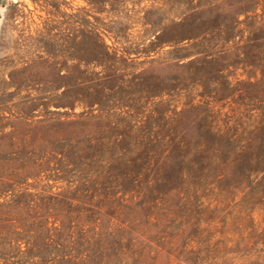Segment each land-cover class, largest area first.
<instances>
[{
    "label": "rangeland",
    "instance_id": "1",
    "mask_svg": "<svg viewBox=\"0 0 264 264\" xmlns=\"http://www.w3.org/2000/svg\"><path fill=\"white\" fill-rule=\"evenodd\" d=\"M244 4L245 0H0V201L21 192L29 233L55 238L61 222L75 242L68 248L83 254L87 251L84 228L96 216L103 224L118 217L133 224L130 232V228L119 230L116 264H264V173L260 162L254 161V169L247 170L245 160H234L239 145L264 141V77H249L242 63L219 61L218 69L232 70L227 75L230 84L202 97V85L182 82V62L189 58L182 59V54L194 49H182L186 39L178 41L185 33L231 25ZM244 16L240 13L238 18ZM90 28L118 54L127 55L118 64L120 77L112 81L114 89L100 100L104 110L113 112L122 124L156 121L164 139L170 136L167 127L177 110L173 122L182 123V138L198 137L209 147H218L225 162L194 155L188 160L182 151V176L165 181L160 177L145 196L138 192L140 185L126 179L103 185L94 201L90 190L86 200L93 209L81 212L85 205L70 197L66 200L70 206H61L65 209L58 215L54 201L62 194H78L71 184L81 163L77 167L66 163L73 157L75 137L82 139L87 131L85 126L77 131L71 125L73 111L81 110V104L72 108L58 103L62 90L58 76L69 79L73 92L90 84V70L99 69L88 51ZM238 28L242 36L237 32L225 43L231 57L243 46L247 33L245 23ZM246 70L254 71L251 66ZM191 99L195 105L201 100L208 104L192 109ZM199 112L207 118L199 120ZM198 122L205 123L199 132ZM74 132H78L75 137ZM258 148L251 149L253 154ZM61 153L66 157L61 164L70 171L60 179H53L42 166L37 168L39 162ZM90 154H84L82 161ZM184 171L193 176L183 177ZM104 195L114 204L116 217H111V209L108 215L95 212L93 203ZM131 198L145 201L134 213L129 212ZM11 216L2 215L1 234L13 230ZM53 250L46 248V253L51 251L47 264H53Z\"/></svg>",
    "mask_w": 264,
    "mask_h": 264
},
{
    "label": "trees",
    "instance_id": "2",
    "mask_svg": "<svg viewBox=\"0 0 264 264\" xmlns=\"http://www.w3.org/2000/svg\"><path fill=\"white\" fill-rule=\"evenodd\" d=\"M258 6L262 7L261 12L257 11ZM240 13L245 14L244 18H238ZM240 22L246 24L247 28L245 30L247 33L244 37L243 46H238V49L236 48L238 52L231 57L230 54H227L225 43L232 40L237 32H240L239 35L242 36L241 32L243 30L238 28ZM88 33L90 38L89 55L92 62H95L94 65L99 66L97 70H90V84L87 85L84 91L73 92L72 84L68 82L69 79L63 78L66 76H58L59 83H61L58 85L60 88L62 87V90L57 95L59 97L58 103L65 106L69 104L72 108L76 104H81V110L78 112L73 111L76 117L71 120V125L76 126L77 131L82 130L80 126L87 128L86 134L82 139L75 137L78 132H74L73 137H75L77 142L74 144L73 157L66 163H72L75 167H77V163H81L80 168H76V176L73 178L75 181L71 184L73 185V191L78 194L74 196L62 194L59 199L54 201V205L58 206H54L58 215L68 207L66 205L71 204V202L66 201L70 197L85 205L82 206L84 209L81 212L84 213L93 209L91 202L86 200L90 197L88 195L90 190L93 191L91 201H94V197H100L103 185L120 184L126 179L131 180L137 186L140 185L141 188L138 189V192L142 191L143 196H145L154 189L153 184L157 183L160 177L162 181H165L182 176V151L184 158L188 160H194L191 159V155H194L202 160L214 161L220 158L221 162H225V160H222V156L219 155L218 147H209L198 137L194 140L193 138L189 140L182 138V123L173 122V116L178 115L177 110H173L174 115L170 117V126L167 127L170 136L165 139L160 130L161 128L158 127L160 124L156 121L153 123L148 121L149 123H147L138 120L133 124L126 122L122 124L120 120L116 121L115 119L117 118H113V112L104 110L100 100L108 89H114L115 83L112 81H117L118 77H120L118 64L126 59L127 55L125 54V57H123L126 52H122L123 55L118 54L117 49L107 44L95 29L90 28ZM184 39L186 40L182 45V49L187 51L188 49L194 50L193 52L182 54V59L189 57L185 62H182V82H188L193 86L202 85L204 88L202 97L206 94L210 95V92L215 88L219 89L221 85L227 87L230 84L227 75L231 74L232 70L228 69V66L225 68L227 72H223V68L218 69L216 64L219 61L222 63L228 59L225 64L235 63L233 64L234 66L242 63L247 75L249 77L254 75L256 80H259L264 77V0H245L244 6L236 11L231 25L221 24L217 29L185 33L182 39H178V41ZM209 50L211 52H208ZM145 51L148 52V50ZM147 52L146 54H148ZM147 62L150 63L152 60H147ZM248 66H251L254 71L248 72L246 70ZM147 68L141 70L146 71ZM258 70L261 73L260 77H257ZM143 71L139 72L142 74ZM60 79L67 80L62 82ZM157 91L162 92L163 90ZM156 95H159V93L154 94V96ZM186 103L188 104L189 102ZM202 104H208V101L201 100V103L195 105L191 99L192 109L198 106L199 109ZM203 111L207 112L206 108ZM122 112L126 113L127 116L132 115L129 111ZM179 112L182 113V111ZM197 115L199 120H202V118L206 119L208 116V114L202 115L200 112ZM181 116L179 118H182ZM211 117L216 120V116ZM202 124L205 123H197L198 132ZM208 125L211 126V124ZM263 145L264 141L261 139L257 141L255 146L248 142L239 145V150L234 160H245L248 165L247 170L254 169V161L260 162L261 168L259 170L264 173ZM257 147H259L255 150L257 153L253 154L251 149ZM87 152L91 154L89 157L88 155L86 156L87 160L82 161L84 154H87ZM65 158L64 154H57L53 160H49L46 163L44 161L39 162L37 168L42 166L53 179H60L63 173L70 171V169H65L66 164H61ZM193 164V162H190L189 165ZM11 175H14V173ZM189 175L190 177L193 176L192 173L183 172V177ZM244 176L248 175L244 174ZM10 194L8 199L0 201V249L2 254L0 257L3 258L0 264H47L46 261L51 251L49 254L46 253V248L49 247L54 249L52 251L53 262L50 261L53 264H91V262L96 260L100 263L104 260L105 262L102 264H107L108 262L116 264L121 245L119 230L130 228L127 230L130 232L133 223L129 222L130 220L123 221L115 216L117 211L106 195L103 198L98 197L96 202L93 203V206L95 204L96 207L95 212L108 215L111 209L112 214L110 215L111 217L115 216L116 220H111L109 224H103L101 218L96 216L92 220V224L83 230L87 251L80 254L79 251L76 252L68 248V245L72 244L74 239L73 236L68 235L66 232L68 229L66 230L65 224L63 225L61 222L59 226H55L59 232V235H56L55 238H43L39 234L29 233L23 222L24 216L21 211L23 203L19 200L21 192H12ZM127 201L130 203V213L136 211L135 207L138 204H145V201L141 202L136 200V198H131ZM63 205H65V208L61 209L60 207ZM9 212L12 215L10 219L13 218L12 220H14L11 223L14 228L8 234H1L2 223H4L2 215H7ZM17 226H20L19 230Z\"/></svg>",
    "mask_w": 264,
    "mask_h": 264
},
{
    "label": "clouds",
    "instance_id": "3",
    "mask_svg": "<svg viewBox=\"0 0 264 264\" xmlns=\"http://www.w3.org/2000/svg\"><path fill=\"white\" fill-rule=\"evenodd\" d=\"M0 11H2V10H0Z\"/></svg>",
    "mask_w": 264,
    "mask_h": 264
}]
</instances>
